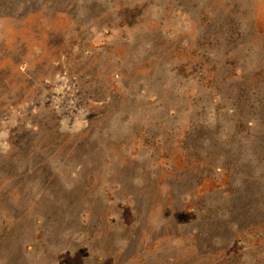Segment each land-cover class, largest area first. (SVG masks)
<instances>
[{"label": "rangeland", "instance_id": "obj_1", "mask_svg": "<svg viewBox=\"0 0 264 264\" xmlns=\"http://www.w3.org/2000/svg\"><path fill=\"white\" fill-rule=\"evenodd\" d=\"M68 259L264 264V0H0V264Z\"/></svg>", "mask_w": 264, "mask_h": 264}, {"label": "trees", "instance_id": "obj_2", "mask_svg": "<svg viewBox=\"0 0 264 264\" xmlns=\"http://www.w3.org/2000/svg\"><path fill=\"white\" fill-rule=\"evenodd\" d=\"M148 100H149V99H148ZM149 103L152 104V100H149ZM242 122H243V121H242ZM248 125H251V123L248 122ZM78 250L81 251L80 249H77V251H78ZM77 251H76V252H77ZM79 254H81V253H79ZM72 262H74L73 259H68L67 261H65V264H70V263H72Z\"/></svg>", "mask_w": 264, "mask_h": 264}]
</instances>
